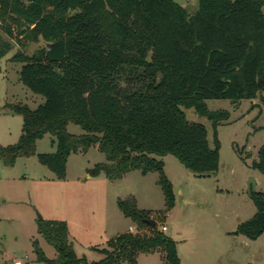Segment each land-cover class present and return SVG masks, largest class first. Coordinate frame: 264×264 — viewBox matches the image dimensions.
Segmentation results:
<instances>
[{"label":"trees","instance_id":"16d2710c","mask_svg":"<svg viewBox=\"0 0 264 264\" xmlns=\"http://www.w3.org/2000/svg\"><path fill=\"white\" fill-rule=\"evenodd\" d=\"M264 0H198L190 14L175 0H0V59L12 39L46 46L32 56L18 51L21 81L44 103L32 111L17 104L23 117L17 144L0 146V160L13 166L36 155L47 134L56 152L37 154L58 180L66 179L68 159L98 148L107 164L89 170L112 182L131 172L159 175L166 211L175 206L163 158L174 156L198 177L219 170L218 128L227 111L212 112L206 101L234 105L258 100L264 106ZM258 94H260L258 96ZM184 109L211 122L207 129L187 119ZM84 135L68 133V124ZM252 167L264 176V146ZM257 209L236 234L257 240L264 234V190L252 192ZM123 216L137 228L102 249L98 262L79 258L65 221L37 220L38 234L52 246L49 259L32 241L39 264H137L140 254L163 252L165 264H180L177 243L146 223L152 212L135 198L119 199Z\"/></svg>","mask_w":264,"mask_h":264},{"label":"rangeland","instance_id":"374dc122","mask_svg":"<svg viewBox=\"0 0 264 264\" xmlns=\"http://www.w3.org/2000/svg\"><path fill=\"white\" fill-rule=\"evenodd\" d=\"M175 2L190 14L198 9V0ZM11 43L13 49L0 59L2 147L17 144L22 134L23 117L12 107L22 104L34 111L45 101L21 81L22 64L11 61L23 46L26 54L32 56L45 48V42L35 44L22 39L17 43L12 39ZM206 104L209 111L230 114L229 120L218 128L219 170L216 174L198 177L174 156L164 157V171L175 195V206L164 217L160 213L166 211L165 196L158 185L157 173L143 176L140 172H131L108 188L100 182L107 179L103 174L93 177L98 182L89 184L87 191L92 196L77 193L78 184L74 181L89 182L84 167L93 169L107 164L105 156L94 147L87 154H76L69 160L66 182L58 180L38 160L37 154L56 152L50 134L36 143L35 156L18 158L13 166H6L0 160V264H39L32 247V241L37 239L42 240L47 257L56 258L55 249L38 234L39 219L69 224L77 238L75 246L80 257L90 244L100 250L109 249L110 240L122 232L128 233L131 226L136 227L123 216L117 204H113L114 213L112 206L107 205L108 210L105 209V196L113 199L115 194L123 200L133 197L140 210L152 212L151 219L156 221L159 231L167 227L164 234L177 243L182 264H264V234L257 240L236 234L238 226L257 212L249 186L251 193L264 190V176L252 167L264 146V106L258 100L243 101L237 106L228 100H209ZM184 112L190 122L207 129L212 147L211 122L193 109H184ZM67 128L71 135L85 134L72 123ZM97 249L90 253L89 260H102L104 256ZM161 253L140 254L137 264H165Z\"/></svg>","mask_w":264,"mask_h":264},{"label":"crops","instance_id":"0c3cea01","mask_svg":"<svg viewBox=\"0 0 264 264\" xmlns=\"http://www.w3.org/2000/svg\"><path fill=\"white\" fill-rule=\"evenodd\" d=\"M95 149L96 150H98V148L97 147H95ZM73 156H76V155H72L69 159H68V162H69V160L73 157ZM83 170L86 172V174H87V177H86V180H89V182L88 183H84L83 181H80V180H77V181H74V182H76V185H77V189H78V192L77 193H82V195H86V196H88V197H90V196H92V192H88L87 190L88 189H90L89 188V184H91V183H93V182H98V181H95V180H93V177H91L90 175H89V168H86V167H84L83 168ZM67 175H68V163H67ZM67 175H66V178H67ZM100 176H103V174H101ZM99 176V177H100ZM53 177L51 176L50 177V179H52ZM54 180V179H53ZM67 181V179H65V182ZM100 182H104V187H106V188H108V187H111V186H113V185H115L114 183L116 182H112V181H110V180H108V179H105L104 181H100ZM110 190V189H109ZM107 192V191H106ZM108 194V193H107ZM104 196H105V194H104ZM118 200H119V197L117 196V194H115V196H114V198L113 199H109V198H107L106 196H105V204H106V210H108V208H107V205H108V207H110V206H112V208H111V211H112V213H114L115 211H114V209L113 208H115L114 207V205L113 204H117V202H118ZM137 206H138V203H137ZM105 207V206H104ZM139 207V206H138ZM105 209H104V212H105ZM121 212V211H120ZM106 213V212H105ZM68 229H69V235H70V240H71V242L73 243V245H74V249H75V252H76V254H77V256L79 257V258H82V257H85L87 260H88V262H93V261H91V260H89V256H90V253H94V249H97L95 246H93V244H90V245H92V246H90L89 248H87L86 250H85V254H83V256L82 257H80L79 255H78V253H77V250H76V246H75V244H76V242H77V238H76V236H74V234L72 233V231H71V228H70V226H69V224H68ZM123 233H125V232H122V233H120V234H123ZM120 234H118V235H120ZM38 240V242H39V244H40V247L42 248V250L44 251V253L46 254V251H45V248H44V245H43V242H42V240L41 239H37ZM97 250H100V249H97ZM177 250H178V246H177ZM152 253H160V251H156V252H152ZM57 254V253H56ZM162 254V253H161ZM47 256V255H46ZM57 256L58 255H56V258H57ZM162 257H163V254L161 255ZM55 258V259H56ZM103 259V258H102ZM35 260H36V258H35ZM180 264H182V261L180 260Z\"/></svg>","mask_w":264,"mask_h":264},{"label":"water","instance_id":"95a60500","mask_svg":"<svg viewBox=\"0 0 264 264\" xmlns=\"http://www.w3.org/2000/svg\"><path fill=\"white\" fill-rule=\"evenodd\" d=\"M262 12H263V14H264V7L262 8ZM259 95H260V94H258V96H259ZM253 190H254V188H253ZM251 191H252V188H251V186H249V194H250V195H251ZM146 223H147L148 225H150L153 229L156 227V221H154V220H152V219L147 220Z\"/></svg>","mask_w":264,"mask_h":264},{"label":"built area","instance_id":"2783aa9c","mask_svg":"<svg viewBox=\"0 0 264 264\" xmlns=\"http://www.w3.org/2000/svg\"><path fill=\"white\" fill-rule=\"evenodd\" d=\"M136 230H137V228L134 227V226H131V227L129 228V232H130V233H136ZM161 231H162V232H166V231H167V227H166V226H163V227L161 228Z\"/></svg>","mask_w":264,"mask_h":264}]
</instances>
